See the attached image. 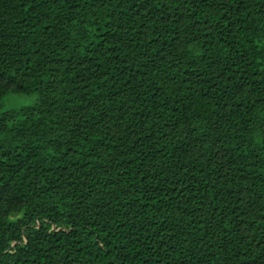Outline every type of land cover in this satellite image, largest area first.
<instances>
[{
	"label": "trees",
	"instance_id": "1",
	"mask_svg": "<svg viewBox=\"0 0 264 264\" xmlns=\"http://www.w3.org/2000/svg\"><path fill=\"white\" fill-rule=\"evenodd\" d=\"M0 264H264V0H0Z\"/></svg>",
	"mask_w": 264,
	"mask_h": 264
},
{
	"label": "rangeland",
	"instance_id": "2",
	"mask_svg": "<svg viewBox=\"0 0 264 264\" xmlns=\"http://www.w3.org/2000/svg\"><path fill=\"white\" fill-rule=\"evenodd\" d=\"M36 98L35 94H20L10 95L8 94L2 103L3 108L19 107L24 104L32 103Z\"/></svg>",
	"mask_w": 264,
	"mask_h": 264
}]
</instances>
